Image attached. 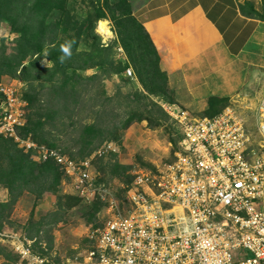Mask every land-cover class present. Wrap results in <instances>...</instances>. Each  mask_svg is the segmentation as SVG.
Wrapping results in <instances>:
<instances>
[{
	"label": "rangeland",
	"instance_id": "374dc122",
	"mask_svg": "<svg viewBox=\"0 0 264 264\" xmlns=\"http://www.w3.org/2000/svg\"><path fill=\"white\" fill-rule=\"evenodd\" d=\"M32 2L13 0L12 8L20 15V23L29 19L33 28L36 25V41L43 43V51L32 52L21 62V33L15 32L0 15V82L7 79L6 84L24 97L31 120L28 132H22L20 138L58 146L76 164L93 157L106 143L118 151L94 157L90 166L94 184L86 198L73 188L75 176L52 161L45 175L34 178L38 169L27 173V178L15 182L13 192L0 180V264H23L10 250L9 240L24 237L36 238L35 249L56 262L75 259L88 251L92 238L112 217L110 201H118L120 210L130 206L123 201L134 178L142 173L156 174L171 164L180 137L178 124L162 108L174 101L169 102L162 95L137 98L141 97L139 93L144 94L137 77V72H143V55L140 58L132 53L130 59L117 34L115 19L123 15L134 17L140 0H63L61 8L45 15L49 26L45 35L39 25L42 15H31L26 8ZM254 13L264 19L263 0L260 10ZM99 20L108 23L109 38L97 32ZM54 38L55 46L51 45ZM68 41L73 42L72 54L60 63V46ZM52 57H56L55 62ZM18 62L21 64L15 68ZM127 68L132 69V77L126 75ZM235 74L233 86L230 83L233 94L228 95H233V99L217 112L232 106L253 131L254 111L250 108L264 87V35L258 36L251 52L237 62ZM150 100L165 115H160ZM132 115H142L144 119L134 118L128 124ZM7 140L0 143L2 172L8 169L5 153H16L19 148Z\"/></svg>",
	"mask_w": 264,
	"mask_h": 264
},
{
	"label": "built area",
	"instance_id": "2783aa9c",
	"mask_svg": "<svg viewBox=\"0 0 264 264\" xmlns=\"http://www.w3.org/2000/svg\"><path fill=\"white\" fill-rule=\"evenodd\" d=\"M125 73L133 76L131 68ZM5 81L0 142L13 140L32 160L59 165L88 197L94 157L116 146L106 143L76 164L59 147L21 139L28 103ZM170 104L162 108L180 128L172 163L134 178L123 201L130 206L120 210L112 199L111 219L75 259L56 262L35 249L36 238L9 240L23 264H264V87L250 108L253 131L230 105L197 117Z\"/></svg>",
	"mask_w": 264,
	"mask_h": 264
},
{
	"label": "crops",
	"instance_id": "0c3cea01",
	"mask_svg": "<svg viewBox=\"0 0 264 264\" xmlns=\"http://www.w3.org/2000/svg\"><path fill=\"white\" fill-rule=\"evenodd\" d=\"M261 1L140 0L133 16L157 51L174 103L198 116L209 113L211 97L220 99L216 110L229 104L237 62L264 35L254 13Z\"/></svg>",
	"mask_w": 264,
	"mask_h": 264
},
{
	"label": "trees",
	"instance_id": "16d2710c",
	"mask_svg": "<svg viewBox=\"0 0 264 264\" xmlns=\"http://www.w3.org/2000/svg\"><path fill=\"white\" fill-rule=\"evenodd\" d=\"M13 0H0V15L2 20H6L11 28L15 32L21 33V36L18 40V49L20 58V62L24 60L26 57H28L32 52L34 53H41L43 51V43L36 41L38 36L35 34V27L33 28L31 26V22H28V20H24L22 23H20V15L15 14L13 12L12 8ZM65 3L63 0H33L31 6H27L29 14L37 15L38 18L42 19L39 22V25L42 27V31H44V35L46 33L47 28H49L48 24H45V15L49 12H51L54 9L61 8L62 5ZM48 13V14H49ZM103 17V14L100 16ZM37 18V19H38ZM115 24L117 27V34L119 36V39L121 43L123 44V47L127 53V56L131 59L132 53H135V55L141 56L143 55L142 60L143 66L141 69L143 72H137L138 74V80L143 88L144 94L139 93L138 95L141 97L137 98H145L149 96L155 95H162L166 97L169 102H172V97L167 89L166 85V75L165 72H163L159 67V56L157 54V51L155 50V47L153 46V43L151 42L149 36L147 33H145L143 27L140 23H138L134 17L123 15L118 19H115ZM135 29L134 31L130 29ZM122 36H125L126 39H128V42H130V46H133V51L130 50V46L127 45L125 38ZM53 40V39H51ZM55 38L53 41H51V45L55 44ZM59 43V42H58ZM51 60L53 62L56 61V57H52ZM9 61V60H8ZM10 62V61H9ZM21 64V63H20ZM19 62L14 64V67L17 68L19 65ZM10 68H14L13 65L8 64ZM3 68L0 66V69ZM122 69H115L116 72L120 73ZM2 70H0L1 74ZM145 95V96H144ZM136 98V100H137ZM149 101V100H148ZM220 102V99L216 97H211L209 100V113L208 116H213L219 112L214 108L218 103ZM150 103L153 105L154 108H156L157 111H159L160 115H165L162 108L158 106L155 102L150 100ZM134 118L144 119L142 115H132L129 119V123L133 122ZM31 125L30 117L27 114V122L24 127L21 128L20 134L22 132L27 133L29 130V127ZM12 142L13 140H7ZM2 142H5L3 140ZM0 142V143H2ZM14 142V141H13ZM15 145H17L14 142ZM48 147H58L55 145L47 144ZM18 152H13L12 150H8L5 153V156L8 160V169L2 172V169L0 170V180L3 181V183L6 184V187L8 188L9 192H13L15 190V182H18L22 179H25L28 177L29 172L38 171V175L34 176V178H38L42 175L46 174V170L50 167L51 163L49 161L41 163L36 162L31 159V154L28 152H24L22 148H17ZM33 176V175H32ZM24 184V183H23ZM26 184V182H25ZM22 184L19 185L21 187Z\"/></svg>",
	"mask_w": 264,
	"mask_h": 264
},
{
	"label": "clouds",
	"instance_id": "9594fccd",
	"mask_svg": "<svg viewBox=\"0 0 264 264\" xmlns=\"http://www.w3.org/2000/svg\"><path fill=\"white\" fill-rule=\"evenodd\" d=\"M72 43L71 41L65 42L64 44H61L60 46V52L62 55L59 57V62L64 63L66 58H70L71 56V48H72Z\"/></svg>",
	"mask_w": 264,
	"mask_h": 264
},
{
	"label": "bare ground",
	"instance_id": "6f19581e",
	"mask_svg": "<svg viewBox=\"0 0 264 264\" xmlns=\"http://www.w3.org/2000/svg\"><path fill=\"white\" fill-rule=\"evenodd\" d=\"M97 32L105 38H109L111 36L110 27L108 26V23L103 20L98 21Z\"/></svg>",
	"mask_w": 264,
	"mask_h": 264
}]
</instances>
